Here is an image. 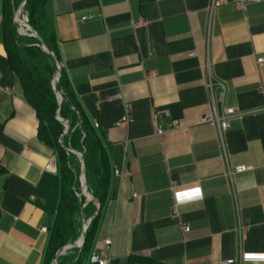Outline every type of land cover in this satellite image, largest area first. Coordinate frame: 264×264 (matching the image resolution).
Segmentation results:
<instances>
[{
	"label": "crops",
	"instance_id": "0c3cea01",
	"mask_svg": "<svg viewBox=\"0 0 264 264\" xmlns=\"http://www.w3.org/2000/svg\"><path fill=\"white\" fill-rule=\"evenodd\" d=\"M238 1H49L60 60L111 172L90 254H109V264H264V0ZM3 7L0 264H46L52 217L36 189L48 164L58 170L57 154L11 68ZM214 105L243 115L221 133L201 123ZM240 165L248 169L229 175Z\"/></svg>",
	"mask_w": 264,
	"mask_h": 264
},
{
	"label": "trees",
	"instance_id": "16d2710c",
	"mask_svg": "<svg viewBox=\"0 0 264 264\" xmlns=\"http://www.w3.org/2000/svg\"><path fill=\"white\" fill-rule=\"evenodd\" d=\"M49 1L4 0L5 49L25 97L36 111L38 136L57 154V173L46 172L36 189L40 207L52 217L46 264L53 263L60 248L81 237L82 210L85 221L91 219L86 242L82 248L72 247L61 254L57 264H84L86 258L94 264L90 262V250L108 195L111 172L101 137L76 99L64 68L54 85L58 63L53 55L59 60L61 55L48 14ZM21 15L29 20L38 37L21 32ZM59 93L63 94L62 102ZM67 125L69 130L65 133ZM84 174L88 192L82 186Z\"/></svg>",
	"mask_w": 264,
	"mask_h": 264
},
{
	"label": "built area",
	"instance_id": "2783aa9c",
	"mask_svg": "<svg viewBox=\"0 0 264 264\" xmlns=\"http://www.w3.org/2000/svg\"><path fill=\"white\" fill-rule=\"evenodd\" d=\"M251 1H256V0H240L237 2V6H239L241 8H245L246 5ZM221 3H225V0H213V4H212L211 8H214ZM93 17H95V14H85V15L81 16V19L82 20H88V19H92ZM191 55L192 56L196 55V51L191 52ZM257 62L259 65H263L264 64V58L258 57ZM121 97H122L121 94L117 93V94L112 96V99L118 100ZM127 112H128V110H127ZM127 115H129V114H127ZM237 115L241 116V115H243V113H241V111H238L237 108H235L234 106H225L222 110V113H220L218 111L216 105H214L213 109H211L209 112L204 114V116L201 119V123L210 124L212 126H215V127L219 128L220 132L222 133V132H225V130H227L229 128L231 118L233 116H237ZM128 123H129V116H126L122 120L120 125L127 126ZM172 127L179 128V124L177 122H174L172 124ZM168 131H169L168 128H163V127L156 125V133L158 135L163 136ZM247 169H248L247 166L240 165V166H236V167H230L228 172H229V175H232L235 173L244 172ZM46 170L57 173V170L55 168H53V166L51 164H48L46 166ZM33 199H34V197H33ZM175 211H177V208H175ZM183 230H184V232H188L190 230V227L188 225H185L183 227ZM110 259H111V257L109 254L98 252V251H94L90 255V262L94 263V264H109ZM224 262L225 263H233L234 260H225Z\"/></svg>",
	"mask_w": 264,
	"mask_h": 264
},
{
	"label": "water",
	"instance_id": "95a60500",
	"mask_svg": "<svg viewBox=\"0 0 264 264\" xmlns=\"http://www.w3.org/2000/svg\"><path fill=\"white\" fill-rule=\"evenodd\" d=\"M22 18L24 20V23L25 25L28 27V29L31 31L32 35L33 36H37V33L35 31V29L31 26V24L29 23V20L24 16L22 15ZM45 50H47L49 53H52L46 46H43ZM54 58L56 59L57 63H58V70L55 74V78H54V85L57 83L58 81V77L60 76L61 72H62V68H63V65H62V62L55 56L53 55ZM59 97H60V102L63 101V94L62 93H59ZM59 118V117H58ZM69 130V125H67V129L65 131V133H67ZM82 155V154H81ZM83 167L85 169V166L83 164ZM81 181H82V186L85 188V191L88 192V187H87V183H86V176L85 174L83 175V177L81 178ZM82 217H83V232H82V235L81 237L76 241V242H73V243H70V244H67L65 245L64 247L60 248L58 250V252L56 253V256L53 260V263L52 264H57V259L58 257L61 255V254H64L68 249L72 248V247H77V248H82L86 242V230L88 228V225L91 221V219L88 220V222L85 221L84 219V212L82 210Z\"/></svg>",
	"mask_w": 264,
	"mask_h": 264
},
{
	"label": "bare ground",
	"instance_id": "6f19581e",
	"mask_svg": "<svg viewBox=\"0 0 264 264\" xmlns=\"http://www.w3.org/2000/svg\"><path fill=\"white\" fill-rule=\"evenodd\" d=\"M20 20V22H21V32H23L24 33V31L26 30L25 28H24V25H23V23H22V20H21V18L19 19Z\"/></svg>",
	"mask_w": 264,
	"mask_h": 264
},
{
	"label": "rangeland",
	"instance_id": "374dc122",
	"mask_svg": "<svg viewBox=\"0 0 264 264\" xmlns=\"http://www.w3.org/2000/svg\"><path fill=\"white\" fill-rule=\"evenodd\" d=\"M24 32H26V30Z\"/></svg>",
	"mask_w": 264,
	"mask_h": 264
}]
</instances>
